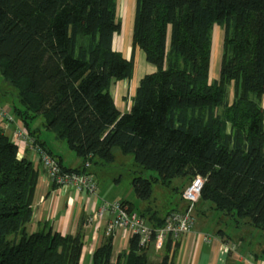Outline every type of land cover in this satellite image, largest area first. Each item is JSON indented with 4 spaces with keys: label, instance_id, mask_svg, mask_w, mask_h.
Listing matches in <instances>:
<instances>
[{
    "label": "trees",
    "instance_id": "16d2710c",
    "mask_svg": "<svg viewBox=\"0 0 264 264\" xmlns=\"http://www.w3.org/2000/svg\"><path fill=\"white\" fill-rule=\"evenodd\" d=\"M133 1L126 60L112 48L121 29L116 0H0V75L15 92L11 115L67 172L91 174L85 164L110 162L118 148L142 169L131 181L140 202L156 184L200 177L199 204L264 231V0ZM215 28L222 45L211 81ZM135 50L156 70L140 79L129 110L120 113L109 87L131 79ZM37 118L81 160L78 169L61 165L31 127ZM19 149L0 126V264H80V227L71 236L47 223L33 226L40 164ZM177 211L138 214L156 230ZM112 234L89 264H111ZM171 243L157 264H172ZM147 251L132 235L114 264H154Z\"/></svg>",
    "mask_w": 264,
    "mask_h": 264
},
{
    "label": "crops",
    "instance_id": "0c3cea01",
    "mask_svg": "<svg viewBox=\"0 0 264 264\" xmlns=\"http://www.w3.org/2000/svg\"><path fill=\"white\" fill-rule=\"evenodd\" d=\"M131 5L132 1L130 0H119L117 8L118 12L116 11V17L118 21H120L119 18L123 14V18L128 19V21L131 20V15L129 14H132L134 11ZM129 28L130 25L127 29V32L125 33V36H123V34L120 35L119 32V34L114 35L112 41L113 50L119 52L126 60H129L131 57L132 28ZM141 61L142 60L140 59V56L137 54V50H135L133 74L135 69L138 68V65L139 68L141 67V73H144L145 75L155 72L156 69L153 65H150L147 62L142 64ZM133 74L131 79L112 82L109 87V93L115 103L117 110L120 113L127 112L130 108L131 98L133 97L137 87L133 80ZM217 74L218 73L215 75V79H217ZM229 95L231 99L232 87L230 89ZM10 104V98L5 96V92L0 93V107H6L10 109ZM261 105L264 113V95ZM16 121L18 122V120ZM0 126L12 139L14 126L8 125L5 122H0ZM47 145L52 150L54 155L60 159L61 165L64 168L78 169L81 166V160L79 158H71L70 154H68L70 161H66L65 163L59 153L54 151L49 143H47ZM19 155H25L30 160H33V155L25 148L19 150ZM35 166L38 168L39 172L32 202L33 226L35 227L36 224L47 223L51 225L52 229L59 234L71 236L76 235L80 227V231L83 235L85 243L82 249L80 264H89L90 256L104 240L105 227L112 216L109 214L105 215L104 219L101 221L100 227L97 230H94L93 226L88 223V218L95 210L98 209L102 201L113 202L114 200L107 199L108 197L105 195L106 190L100 189L99 183L98 190L94 195H88L86 193L75 195L70 191L66 192L65 194H61L59 192L54 194L51 187L44 183L41 167L38 166L37 163ZM90 168L91 165L87 168L88 172L96 177L95 173H93ZM177 188L178 194L184 189H181L180 185ZM174 193H176V191H174ZM180 201L181 204L173 203L168 211L171 209L182 210L185 204L181 199ZM143 203L144 202H140L138 207L135 206V204H132V210H134V212L140 213L146 209H149L147 207L141 209L140 207ZM212 211L214 210L211 209L209 203H200L197 206L195 211L197 217L196 221L198 218L202 219L201 224L198 227L195 226V228H193L189 234L182 237L177 242L171 243L168 256L171 257L172 264H242L237 254L239 256L253 259H264V249H261L260 246L257 247L255 245L256 243H251V238L253 235L255 234V236H257L255 231L261 230L248 226L245 223L246 220H240L236 222V227H240V230H236L233 233H227L226 231L217 229V231L213 233L210 231L211 227L209 225V218L212 217ZM205 235L210 236V240L207 242L203 240ZM131 237L132 234L127 230H115L113 232L112 255L110 260L111 264L115 263L116 257L120 252L127 249L128 242ZM229 244H235L237 246V254L226 251V247ZM174 245H176L175 249H173ZM165 253V249L156 251L152 248H149L147 251V260L150 263L157 264L161 261Z\"/></svg>",
    "mask_w": 264,
    "mask_h": 264
},
{
    "label": "built area",
    "instance_id": "2783aa9c",
    "mask_svg": "<svg viewBox=\"0 0 264 264\" xmlns=\"http://www.w3.org/2000/svg\"><path fill=\"white\" fill-rule=\"evenodd\" d=\"M0 122L13 125L12 141L19 146V150L29 147L35 159L41 167L44 183L48 186H55L54 194L59 192L65 194L70 191L75 195L86 193L96 194L98 190L97 179L88 173L67 172L61 168L55 158L49 156L43 149L35 145L23 127L18 123L11 112L6 107H0ZM85 168L89 165L85 164ZM203 180L200 177L193 178L183 189L181 197L185 204L183 210L170 213L166 216L162 228L153 229L145 218L137 212L129 211L121 206L119 201H102L97 210L88 218V223L97 230L105 215H111V219L106 224L104 237L110 236L115 230H127L132 235L139 238V242L147 248L161 251L168 241L177 242L182 237L189 234L195 224V206L199 200ZM205 242L210 240V236L203 237ZM229 253L237 254V246L229 244L226 247ZM242 264H264V259H253L239 256Z\"/></svg>",
    "mask_w": 264,
    "mask_h": 264
},
{
    "label": "rangeland",
    "instance_id": "374dc122",
    "mask_svg": "<svg viewBox=\"0 0 264 264\" xmlns=\"http://www.w3.org/2000/svg\"><path fill=\"white\" fill-rule=\"evenodd\" d=\"M122 1V0H120ZM129 1V0H128ZM132 1V9L134 10L135 3ZM119 0H116V8H118ZM118 12V11H117ZM124 15V14H123ZM120 16V35L127 32V29L130 25L132 28L133 23V12L130 16V19L123 18L124 16ZM123 18V20H122ZM222 43V32L220 29H213L212 31V44H211V61H210V71H209V80H214L216 73H218L220 58H221V44ZM137 54L140 56L142 60L141 63L144 64L145 58L143 53L140 50H137ZM146 64V63H145ZM150 66V65H147ZM135 69L133 74L134 83L138 86L140 79L145 75L141 73V67ZM218 75V74H217ZM218 77V76H217ZM133 82V81H132ZM131 82V83H132ZM7 92L9 94L10 100H12V96L15 99L14 90L8 86L7 83L3 80L0 75V93ZM10 110V109H9ZM43 120L41 118L35 119L31 123V127L38 128L40 131L41 139H44L47 143L51 145V148L58 152L62 157V160L66 163V161H70L68 154H70L71 158H77V156L68 149L66 143L64 141H56L52 135V133L46 131L42 125ZM113 160L110 162L103 161L97 157L93 159L90 170L95 173L99 184L100 189L106 190L105 195H107L108 200L114 201H126L129 204H135L138 207L140 201L137 199L134 194L133 188L131 186V181L134 176L140 175V171H142L141 167H139L133 160V156L131 154H123L118 148L113 149ZM78 159V158H77ZM152 172L144 173L143 175H152ZM190 179H173L171 180L169 186H162L156 184L152 188V196L149 201H146L141 205V209L149 208L150 211L154 210L160 217L164 216L168 209L171 207L173 203L181 204L179 199V194L174 193V189L180 185V188H185L189 184ZM199 203H196L195 208ZM136 209V208H135ZM212 217L209 218V225L211 227V232H216L217 229L226 231L227 233H233L236 230H240V227H236L237 223L233 219H229L222 214H219L215 211H212ZM196 212H195V226L198 227L201 224L202 219H197L196 221ZM222 219V221H221ZM255 234L251 238V243H256L255 245L260 246L261 249H264V232L255 231ZM232 235V234H231ZM254 245V248H255Z\"/></svg>",
    "mask_w": 264,
    "mask_h": 264
}]
</instances>
